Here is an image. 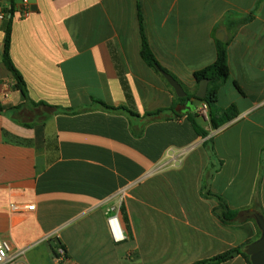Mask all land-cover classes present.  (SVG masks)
I'll use <instances>...</instances> for the list:
<instances>
[{"label": "crops", "instance_id": "obj_1", "mask_svg": "<svg viewBox=\"0 0 264 264\" xmlns=\"http://www.w3.org/2000/svg\"><path fill=\"white\" fill-rule=\"evenodd\" d=\"M0 2L15 11L10 56L30 98L78 111L34 129L0 115V239L25 250L10 264H193L260 238L254 219L223 223L203 186L212 139L222 165L209 190L242 216L255 211L259 189L264 212V0H30L27 18L21 0ZM139 8L156 60L187 94L196 95L194 74L216 62L226 30L230 77L215 108L233 107L235 119L216 129L211 109L205 118L192 100L203 138L189 111L176 112L185 103L141 57ZM5 27L0 20V103L18 106L24 99L3 62ZM96 102L180 116L130 121ZM122 191L126 240L116 243L107 210ZM59 245L68 259L57 263Z\"/></svg>", "mask_w": 264, "mask_h": 264}, {"label": "trees", "instance_id": "obj_2", "mask_svg": "<svg viewBox=\"0 0 264 264\" xmlns=\"http://www.w3.org/2000/svg\"><path fill=\"white\" fill-rule=\"evenodd\" d=\"M13 15H14V9L12 7L8 11V16L5 20L6 22L5 51L3 55V62L6 69L12 74L14 80L16 81V89H18L21 92L24 102L18 106H4L0 103V115L10 118L15 123L25 128L34 129L35 127L44 125L45 122L54 115L77 114L78 111H74L68 108H63L60 106L49 105L45 102H35L30 98L23 76L15 67L10 56ZM240 23L242 22H239L237 25H239ZM139 27H140V36H141L142 59L149 67L158 71H164L160 67L158 61L156 60L148 44L143 27V17L140 8H139ZM216 51H217L216 62L211 66H208L203 70L196 72L194 74V78L197 86H199L201 81L205 79L209 80L207 96L201 102L207 104L208 107L211 109L210 112L211 122L214 125V127L217 129L220 126L224 125L225 123L235 119L237 113L235 112V109L233 107L228 110H216L215 108V105L217 104L218 101L219 89L224 83L228 81L230 77V69L228 66V56H227V44H224L220 41H216ZM192 100H197L195 94H188L186 98L178 99V102L192 106V111L187 113L186 115L189 121L191 122L196 134H198V136L200 137L207 138L208 133L197 122V119L200 115L194 113L195 108H193V105L190 104ZM96 104L99 105L103 110L124 114L129 118L130 121L141 118L148 119L149 121H159V120L167 121L174 117L180 116V114L175 113L174 111L175 109H172L170 111L160 110L154 113L146 114L145 116L141 117L138 114L132 112L130 109H128L125 106H118V107L108 106L102 102H96ZM89 110L90 108H85L82 110V112ZM142 132H143V127L140 129V131H133V134L136 137H141ZM204 148L206 149V151L210 156L211 163H210V168L206 172V178L203 186V195L208 198H215L218 201L219 207L215 210V214L223 223L231 224V223L240 222V220L237 218L240 212L230 210L226 202L220 196L213 194L211 190H209V186L207 182H209V180L212 179L213 175L218 171V168L222 165V161L217 160L214 149V143L212 139H208L205 141ZM263 174H264V149H263V159H262V176ZM259 195L260 194L258 189L256 193L254 209L262 216H264V212L260 205ZM252 243L253 242H247L238 248L228 250L215 257L198 261L193 264H222L238 256H241L247 262V264H251L250 257L246 254V249Z\"/></svg>", "mask_w": 264, "mask_h": 264}, {"label": "built area", "instance_id": "obj_3", "mask_svg": "<svg viewBox=\"0 0 264 264\" xmlns=\"http://www.w3.org/2000/svg\"><path fill=\"white\" fill-rule=\"evenodd\" d=\"M21 12L24 18L30 16V0H21ZM10 8H7L3 5V2H0V20L5 21L8 16V11ZM15 12V11H14ZM209 107L207 104L203 103L199 114L205 118H208ZM127 197V192L122 191L117 195L118 203L117 205H112L107 210V225L110 230V234L116 243H121L126 240V232L122 225L121 221V208ZM12 210H17L15 205L11 206ZM35 206H29L28 210H34ZM25 250L17 249L14 250L9 242L0 239V264H10L17 261L20 257L23 256ZM68 259L67 252L62 245H59L54 251V260L55 262H62Z\"/></svg>", "mask_w": 264, "mask_h": 264}, {"label": "water", "instance_id": "obj_4", "mask_svg": "<svg viewBox=\"0 0 264 264\" xmlns=\"http://www.w3.org/2000/svg\"><path fill=\"white\" fill-rule=\"evenodd\" d=\"M225 34L226 30L222 29L217 35V39L222 43L226 42V40L224 39ZM159 72L164 76L170 86L174 89L179 99L187 97L188 94L186 93L182 85L172 75L164 71ZM208 86L209 80L205 79L200 82L198 91L196 93V98L198 101H202L206 98ZM185 111H192V106L190 107V105L184 104L180 105V107L176 110L177 113H182ZM238 218H248L255 220L258 228L261 231V236L258 240L248 246V248L246 249V254L250 257L251 264H264V216L256 211L248 210L245 211L242 216H238Z\"/></svg>", "mask_w": 264, "mask_h": 264}]
</instances>
